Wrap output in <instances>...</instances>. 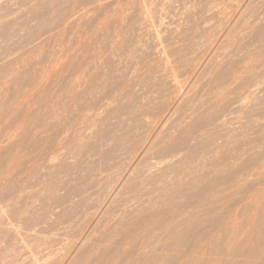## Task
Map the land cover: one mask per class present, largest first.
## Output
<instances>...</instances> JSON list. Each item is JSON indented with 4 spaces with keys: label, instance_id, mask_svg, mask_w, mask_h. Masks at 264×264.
Masks as SVG:
<instances>
[{
    "label": "rangeland",
    "instance_id": "1",
    "mask_svg": "<svg viewBox=\"0 0 264 264\" xmlns=\"http://www.w3.org/2000/svg\"><path fill=\"white\" fill-rule=\"evenodd\" d=\"M0 264H264V0H0Z\"/></svg>",
    "mask_w": 264,
    "mask_h": 264
}]
</instances>
